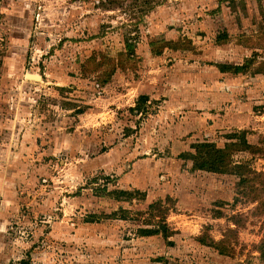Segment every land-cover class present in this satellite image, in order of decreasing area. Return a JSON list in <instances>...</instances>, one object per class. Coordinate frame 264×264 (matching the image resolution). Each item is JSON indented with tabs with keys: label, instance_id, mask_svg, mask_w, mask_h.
<instances>
[{
	"label": "rangeland",
	"instance_id": "1",
	"mask_svg": "<svg viewBox=\"0 0 264 264\" xmlns=\"http://www.w3.org/2000/svg\"><path fill=\"white\" fill-rule=\"evenodd\" d=\"M138 2L0 0V264H264V51L242 68L264 0ZM171 41L192 46L154 52ZM132 46L137 66L121 69ZM92 55L116 58L109 83L82 73ZM140 97L148 119L130 110ZM243 131L263 150L236 155L260 175L251 182L181 156ZM118 188L146 197L99 193ZM158 200L171 231L142 236ZM121 209L131 218H116ZM94 213L108 217L86 222ZM206 232L229 237V254L201 244Z\"/></svg>",
	"mask_w": 264,
	"mask_h": 264
},
{
	"label": "trees",
	"instance_id": "2",
	"mask_svg": "<svg viewBox=\"0 0 264 264\" xmlns=\"http://www.w3.org/2000/svg\"><path fill=\"white\" fill-rule=\"evenodd\" d=\"M138 1V3L141 4H145L147 2V0ZM227 37L228 35L225 33L224 35L219 37V41H222ZM245 44L246 46L253 49V53L247 59L245 66H243L242 68H246L254 63L259 62L264 51V30L261 31V36L258 39H253L249 37L246 39ZM186 45L192 46V42L190 41V43L184 45L180 41H171L167 44L155 47L154 52L157 55H160L163 53L166 47H171L173 49H184ZM133 46L125 52L121 51L119 53V67L121 69L132 67L135 68L137 66L136 48H134L135 46ZM115 60L116 58L107 57L106 55H104L101 59H99L97 55H92L86 62H83L81 66L82 73L84 75L95 72L99 73L101 74L100 84H107L111 81L113 74L118 69ZM218 67L222 72L232 73H236L242 69L239 66L226 63H219ZM255 68L257 73H264V63L258 64ZM145 103L147 104V99L145 97H140L137 100L136 106L130 109L133 114L135 116H139L141 120L148 119L149 116L153 114L150 110V107H147ZM131 131L132 130L129 129L126 134H128V132L130 133ZM192 148L194 149V151L182 154L181 156L193 162L194 170H202L213 173H228L230 171H238L242 174L241 182L246 183L251 182L256 175L257 177L260 176L255 171V169H253L249 160H244L240 162L236 160V155L241 151H249L255 154L263 151L261 147L251 143L247 139L246 131H243L238 134H230L229 140L225 143L224 146H219L217 142L205 139L203 141L194 143L192 145ZM252 173H256V175L251 176ZM262 182L264 184V180H262ZM253 188L255 189L256 194L254 195V197L256 196V199H262L263 193L260 192V189L257 187ZM99 193L105 194L117 201H133L135 198L141 199L146 197V193H142L140 189H134V191L119 188L113 190L102 189ZM261 203L264 205V201H261ZM170 208V206L165 205L163 200L153 202L148 210V226L140 227L138 229L139 234L142 236H155L163 233L169 234V231H171V227L167 224L166 220L170 213ZM114 216H116V218L118 219L124 220L131 218L130 214L124 209H121L120 211H115ZM103 217H108V215H102L97 213L89 214L86 217V221L101 222ZM198 240L201 244L216 248L218 252L222 255L229 254V237H225L221 241H216L208 232H206L203 235H199ZM259 249L261 251V258L264 261V241L259 246ZM22 263L27 264L28 261L24 259Z\"/></svg>",
	"mask_w": 264,
	"mask_h": 264
},
{
	"label": "water",
	"instance_id": "3",
	"mask_svg": "<svg viewBox=\"0 0 264 264\" xmlns=\"http://www.w3.org/2000/svg\"><path fill=\"white\" fill-rule=\"evenodd\" d=\"M29 77H32L33 79H41L42 78L40 75H36V74H30Z\"/></svg>",
	"mask_w": 264,
	"mask_h": 264
},
{
	"label": "crops",
	"instance_id": "4",
	"mask_svg": "<svg viewBox=\"0 0 264 264\" xmlns=\"http://www.w3.org/2000/svg\"><path fill=\"white\" fill-rule=\"evenodd\" d=\"M84 62H85V61H84ZM30 74H33V73H28V74H27V76L29 77V75H30ZM36 75H37V74H36ZM31 78H32V77H31ZM4 214H5V213H3V214H0V217H1L2 215H4ZM86 222H87V221H86ZM20 262L22 263V261H20ZM21 263H19V264H21ZM27 264H29V261H28V263H27Z\"/></svg>",
	"mask_w": 264,
	"mask_h": 264
},
{
	"label": "flooded vegetation",
	"instance_id": "5",
	"mask_svg": "<svg viewBox=\"0 0 264 264\" xmlns=\"http://www.w3.org/2000/svg\"><path fill=\"white\" fill-rule=\"evenodd\" d=\"M101 2V1H100Z\"/></svg>",
	"mask_w": 264,
	"mask_h": 264
}]
</instances>
